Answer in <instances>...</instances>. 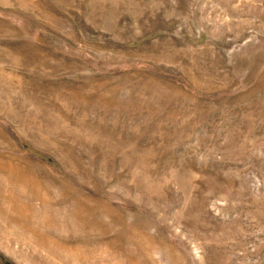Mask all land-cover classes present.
Segmentation results:
<instances>
[{"label":"rangeland","instance_id":"obj_1","mask_svg":"<svg viewBox=\"0 0 264 264\" xmlns=\"http://www.w3.org/2000/svg\"><path fill=\"white\" fill-rule=\"evenodd\" d=\"M0 264H264V0H0Z\"/></svg>","mask_w":264,"mask_h":264}]
</instances>
